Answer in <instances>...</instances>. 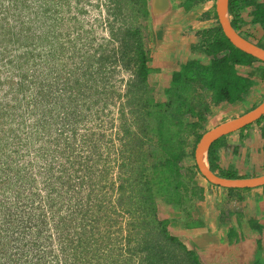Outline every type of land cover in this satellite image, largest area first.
I'll use <instances>...</instances> for the list:
<instances>
[{
    "label": "trees",
    "instance_id": "trees-1",
    "mask_svg": "<svg viewBox=\"0 0 264 264\" xmlns=\"http://www.w3.org/2000/svg\"><path fill=\"white\" fill-rule=\"evenodd\" d=\"M6 1V6L0 3V92L3 96H11V104L0 101V124L6 118L14 120L21 117L17 127L22 130L28 127L35 135L60 122L55 138L59 145L58 140L63 135L71 130L74 135L77 133L75 123H78L79 116L78 109L70 110L69 105L76 103V98L68 100L67 105L63 102L67 96L60 95L58 101L55 94L56 84L63 80V75L55 73V67L50 65L58 54L55 18H52L55 0ZM207 1L216 2L182 0L179 6L188 12L202 7ZM124 2L134 14V22H139L117 28L116 21L109 22L110 40L89 53L84 63L89 68L96 67L98 73L106 66L113 69L120 66L131 75L127 80V100L122 107L131 115L128 118L130 124L126 121L122 125L123 135L129 139L124 141L121 149L117 148L122 155L118 164V180L111 178L113 167L110 164H106L108 166L104 170L96 169L90 158L77 160L70 156L67 162L59 165L56 176L50 177L45 173L46 169H54V164L47 168L44 164V170L36 171L44 182L43 189L37 178L21 174L26 171L25 163L15 180L12 162L8 160L13 155L22 158L28 155L21 152V144L25 140L15 133L17 130L14 128L4 135L0 131V161L2 157L5 160L3 166L0 164V173L5 175L0 194L4 196L7 190L10 192V189L18 187L13 193L14 200L0 201V208L5 209L3 213L4 210H0V264H112L110 256L114 257V263L119 264L123 254L129 264H202L197 252L171 233L169 225L172 221L185 228L204 224L195 216L196 205L203 202L207 194L206 187L200 182L199 175L206 178L195 162V150L212 113L211 106L241 100L250 82L238 72L237 67L264 61L234 46L224 34L215 13L216 24L213 27L192 31L196 41L191 46L190 58L172 72L170 84L159 90L150 81L151 74L159 72V69L150 66L147 0ZM256 4L257 0H230L231 23L237 31L244 22L241 11ZM257 6L253 12L254 23H259L264 30V8L260 4ZM211 14H203L201 20L210 19ZM114 15L115 20L119 15L124 16L120 5ZM257 45L264 48V42ZM64 77L65 81L70 79V76ZM90 78L92 75L88 80ZM76 84L88 86V82L83 84L79 78ZM4 86L7 90L3 94ZM158 92H162L163 97L158 98ZM59 102L63 108L57 114L56 110L61 108ZM70 113L75 114L74 118ZM16 135L20 136L19 140ZM1 136H6V144L1 141ZM224 138L211 145L208 161L214 173L228 177L218 171V148ZM93 150L97 151L96 147ZM190 156L193 164L189 162ZM19 181L20 184L16 183ZM228 190L234 192L239 189ZM160 202L178 214L172 219H162ZM97 209L127 215L126 238H120L126 243L120 246V249L125 248L124 253L115 256L114 252L106 251L108 245L117 242L109 238L105 243L104 239L109 234L95 238L94 229L87 228L89 223L103 219L109 218V224L112 223L108 213L105 218H97L94 215ZM220 212L221 218L229 215L225 207H221ZM55 242L60 249L56 255ZM103 254L105 261L100 259Z\"/></svg>",
    "mask_w": 264,
    "mask_h": 264
},
{
    "label": "rangeland",
    "instance_id": "rangeland-1",
    "mask_svg": "<svg viewBox=\"0 0 264 264\" xmlns=\"http://www.w3.org/2000/svg\"><path fill=\"white\" fill-rule=\"evenodd\" d=\"M1 1L2 0H0V3L3 4L7 2L6 0H4V2ZM174 1L177 5V10L181 9V11L184 12L185 10L179 6L182 0ZM211 4V2H206L202 8L208 7ZM118 5L122 7L124 16L119 15L117 16V20H115L114 12ZM53 6L54 4L52 7ZM54 8L55 15H53L52 18H55V48L58 49L59 56L57 54L55 61L50 62V65L55 67V73L57 72L63 75V80H60L59 84L55 86V90H57L55 94L58 96V101L60 100V95L65 98L67 96V98L63 100L65 104H67L66 102H68V100L71 101L72 98L77 99L76 103L72 102L69 105H71L70 110L78 109L79 121L75 123L77 124L78 130L75 135L72 130L67 135H63L61 139L58 140L60 144L57 145V143H55V138L58 134L60 122L55 126L52 125L47 131L42 130L40 134L35 133V135H32L31 133L33 130L30 128L25 127L22 130L17 127L18 120L21 119V117H16L14 120H10V118L4 119L3 123L0 124L2 135L10 128L16 129L17 131L15 133L22 136L23 140H25L24 144H21L23 148L21 152L25 151L28 153L24 158L19 155H13L12 158L8 160V162H12V175L16 176V180L19 174L18 170H20L22 164L25 163L26 171L21 172V174L31 175L32 178H37L40 188L43 189L44 182L40 177L41 175H36V171L44 170V164L46 168L49 164H54V169H50L49 171L46 169L45 173L50 177L53 175L56 176L59 165L62 162H67V157L70 156L72 159L75 158L77 160H80V157L90 158L91 164H96V169L101 168L104 170V167L108 166L106 164H110L113 167L110 176L116 181L118 180V164L122 161V155L120 152H117V148L121 149L122 146H124V141H128L129 139L128 136L123 135L124 130L122 129V125L123 123L126 124V121L129 122L128 118H130L131 115L128 109H122V107L124 105L123 103L127 100L125 95L128 88L127 80L131 75L120 66L116 69H113L111 66H106L102 72L98 73L96 67L95 69L93 67L89 68L84 63L87 62L86 56L88 57L89 53L95 52L100 44H106L107 41L110 40L109 22L116 21L115 26L117 28L122 25L137 24L139 20L134 22V14L130 13L128 10L130 8L124 0H55ZM81 10L85 12L79 13ZM184 13H182V15ZM76 16L77 19L75 18ZM187 17L189 16L184 15L183 21L188 19ZM174 22L173 20V23L170 25L171 27H175L172 31L179 34L180 25L177 23L174 25ZM208 24H211V22H208ZM254 32L258 34L263 33L261 29H259V31L253 30V33ZM180 36L181 41H175L169 38L165 46L161 49L160 60H162L160 63L163 64L162 67L168 70L179 67L180 61L186 58V54L188 53L187 50H189L187 48L190 45L189 43L192 40H196L195 34H188L187 31L185 33H180ZM262 43L263 42H261V44ZM150 45L151 37L149 46ZM54 62L55 64H53ZM91 75L92 78L88 80ZM64 76H70V79L65 81ZM77 78H79L80 82L83 84L88 82V86L85 87V85H83V87H79L76 84ZM150 81L157 89L161 90L164 84H166L167 79L158 75V78L156 76L152 77ZM68 87L70 89H68ZM6 90L7 88L4 86V88H2L3 94ZM81 90L84 91L81 92ZM82 95H84V97H82ZM157 96L158 98L163 97L162 92H158ZM0 101H3L5 104H11V96H3L2 92H0ZM58 106L61 107L60 102ZM62 108L63 106L56 110L57 114L60 111L62 112ZM70 116L74 118L75 114L70 113ZM133 128H135V126ZM19 135L15 136L18 140L20 138ZM1 141L6 144V136H1ZM94 146L97 151L93 150L95 148ZM189 151H192V147L189 148ZM4 161L2 157L0 161L2 166ZM189 162L193 164L192 156L189 157ZM65 165H67V163H65ZM4 176L0 173V185L3 186L4 183L2 178ZM199 178L201 181L205 182L202 176L199 175ZM16 183L20 184L21 181ZM17 188L18 187H14L10 189V192L7 190L4 196L0 194V201L7 200L9 202L10 198L14 200L15 196L13 193ZM107 193L103 194V196H106ZM113 196L112 198H114ZM113 203L114 202L109 203V208ZM165 205V203L160 202L161 211L164 210L163 206ZM0 210H4L2 213L5 212V209L0 208ZM107 213L111 215V224H109L108 218L99 222H91L87 228L94 229L95 238L96 236L109 234V236L105 237L104 242L106 243L107 240L111 238L112 242L116 241L117 243L113 242L108 245L109 247H106V251H112L114 252L113 255L115 254L116 256L120 254V252H125V248L122 247V249H120V246H124L126 243L122 242L120 238L121 236L124 239L126 238L128 219L126 217L127 215H124L123 212L110 213V210L107 209L102 211L97 209L94 215L97 218L100 216L105 218L108 216ZM118 236H120V240L117 239ZM91 242H94V240L92 239ZM59 251L58 244L55 242V255ZM123 255L119 258V264H129ZM103 257L104 254L101 255L100 259L102 260ZM109 259V262L116 264L114 263L113 256H110ZM34 261L35 260H32L31 263H34ZM103 261H105V259H103Z\"/></svg>",
    "mask_w": 264,
    "mask_h": 264
},
{
    "label": "crops",
    "instance_id": "crops-1",
    "mask_svg": "<svg viewBox=\"0 0 264 264\" xmlns=\"http://www.w3.org/2000/svg\"><path fill=\"white\" fill-rule=\"evenodd\" d=\"M207 2L212 4L184 11L185 13L178 9L172 21H175L174 25L175 23L180 25L179 34L174 33L172 29L175 27L170 26L168 32H172L167 33V38L181 41L180 33L187 31L190 34L197 29L213 27L216 24L214 15L217 14L216 5L215 11L213 5L217 0ZM255 10V5H251L241 11L244 22L241 29L236 31L257 45L259 39H264V30L259 23H254ZM211 12L210 19L201 20L203 14ZM184 15L189 17L183 21ZM259 29L263 33H253V30ZM195 41L189 43L186 58L180 61L178 68L170 70L171 74L190 58L191 46ZM237 69L242 76L249 79L248 91L235 103L223 102L212 105V113L205 123L204 134L224 122L249 113L264 103V63L240 65ZM162 77L166 79L164 74ZM165 86H168V83L164 84ZM261 119L245 129L224 136V141L218 148V171L228 176L224 178L244 179L264 175V116ZM200 182L206 187L207 194L205 200L196 205L195 216L201 218L204 224L195 228H185L172 221L169 225L170 232L179 236L190 249L195 250L202 264H264V185L234 188L239 189L235 191L241 192H231L228 190L230 188L217 187L206 180ZM221 207H225L229 213L225 218H221ZM161 209L159 206L162 219H172L178 214L166 205L163 206V211Z\"/></svg>",
    "mask_w": 264,
    "mask_h": 264
},
{
    "label": "water",
    "instance_id": "water-1",
    "mask_svg": "<svg viewBox=\"0 0 264 264\" xmlns=\"http://www.w3.org/2000/svg\"><path fill=\"white\" fill-rule=\"evenodd\" d=\"M229 2L230 0H217L216 2L218 20L224 34L234 46L264 61V48L244 38L232 26L229 14ZM147 7L149 11L148 28L151 33L150 48L152 60L150 66L159 69V72L151 74L150 79L155 76L158 78V75L162 76L164 74L167 77L166 83L169 85L172 74L170 70L162 67L160 53L162 47L165 46V43L169 39L167 38V33L173 22L172 19L178 13L177 5L174 4V0H147ZM263 116L264 103L249 113L231 121L224 122L203 134L195 150V159L200 172L210 183L225 188H253L264 185V175L256 178L228 179L218 176L210 169L208 164V151L214 142L230 133L253 124ZM205 151L207 153V164L203 158V152Z\"/></svg>",
    "mask_w": 264,
    "mask_h": 264
},
{
    "label": "flooded vegetation",
    "instance_id": "flooded-vegetation-1",
    "mask_svg": "<svg viewBox=\"0 0 264 264\" xmlns=\"http://www.w3.org/2000/svg\"><path fill=\"white\" fill-rule=\"evenodd\" d=\"M261 2H257V4H260V5H262L263 6V8H264V0H260ZM174 4H176L175 3V1H174ZM257 4L255 5V8H257L258 6H257ZM259 42H264V39H259Z\"/></svg>",
    "mask_w": 264,
    "mask_h": 264
},
{
    "label": "bare ground",
    "instance_id": "bare-ground-1",
    "mask_svg": "<svg viewBox=\"0 0 264 264\" xmlns=\"http://www.w3.org/2000/svg\"><path fill=\"white\" fill-rule=\"evenodd\" d=\"M203 158H204L205 163L207 164V153H206V151L203 152Z\"/></svg>",
    "mask_w": 264,
    "mask_h": 264
},
{
    "label": "clouds",
    "instance_id": "clouds-1",
    "mask_svg": "<svg viewBox=\"0 0 264 264\" xmlns=\"http://www.w3.org/2000/svg\"><path fill=\"white\" fill-rule=\"evenodd\" d=\"M195 162H196V159H195ZM197 164V163H196ZM202 174V173H201ZM207 180V179H206Z\"/></svg>",
    "mask_w": 264,
    "mask_h": 264
}]
</instances>
